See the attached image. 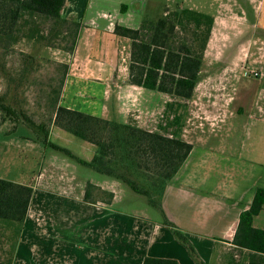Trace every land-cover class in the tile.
I'll return each instance as SVG.
<instances>
[{
    "label": "crops",
    "instance_id": "1",
    "mask_svg": "<svg viewBox=\"0 0 264 264\" xmlns=\"http://www.w3.org/2000/svg\"><path fill=\"white\" fill-rule=\"evenodd\" d=\"M149 1L66 0L62 17L80 23L75 49L70 56L73 63L78 64V72L76 76L69 72L64 75L58 106L82 113L85 108V114L106 119L109 114L106 105L109 104L111 111L114 106L116 118L108 120L137 124L155 131L158 123L152 129L154 121L144 120L145 117L149 118L155 111L160 117L164 116L166 105L172 100L166 99L165 94L129 84L131 41L114 32L116 26L139 30L144 21H150ZM182 9L214 19L207 49L217 32L229 34L225 41L227 49H233L237 43V47L243 46L249 31L259 32L247 42L257 49L253 62L264 74V53L261 52L264 47V0H187V7L177 4L168 13ZM231 57L227 58L232 60ZM232 77L239 80L235 75ZM195 91L197 99L198 90ZM232 91V110L228 116L235 118L244 111L242 105L235 107L238 91L236 88ZM247 91L250 104L246 108L253 106L257 93L264 97L263 90ZM214 92L210 93L212 97L220 95ZM130 113H138L140 119L127 120ZM263 123L264 120L258 122ZM33 135L36 137L35 133ZM198 136L195 141H186L193 149L176 177L163 185L159 209L151 206L146 197L114 179L90 182L114 194L110 203L97 195L86 201L87 184L82 187L75 184L76 179L69 178V172H65L66 176L60 172L70 168L69 165L52 160L51 183L58 187L40 190L27 185L34 193L13 264H143L148 257L194 264L182 245L174 240L173 229L184 234L206 263L212 260L218 245L223 255L236 251L232 241L240 215L249 209L256 192L264 189V141L253 137L249 141L251 146L245 141L239 152L230 154L216 148L197 152L196 145L207 140ZM258 140L261 143L257 153L253 143ZM55 170L56 175L52 173ZM138 198L144 206L157 209L161 217H154L147 210L143 212L145 208H136L133 203ZM260 216L254 219V227L264 230V218ZM242 255L245 259V254ZM244 261L241 264H247L246 259Z\"/></svg>",
    "mask_w": 264,
    "mask_h": 264
},
{
    "label": "trees",
    "instance_id": "2",
    "mask_svg": "<svg viewBox=\"0 0 264 264\" xmlns=\"http://www.w3.org/2000/svg\"><path fill=\"white\" fill-rule=\"evenodd\" d=\"M65 3L66 0H0V49H9L16 43L19 22L29 15L52 20L61 29L68 27L66 34L73 37V43L66 50L73 53L80 23L62 17ZM168 12L157 21H144L139 30L116 26L114 31L118 37L131 41L129 84L173 98L166 105L162 116L165 119L158 123L155 131L67 109L58 106L57 102L54 126L97 148L93 159L86 161L51 142L46 125L28 124L37 142L66 154L81 166L125 184L158 209L160 204L157 199L163 185L176 177L193 149L182 138L184 120L187 103L192 100L200 80L214 26L212 17L195 11L182 9ZM31 31L29 38L36 42L46 41L48 47H52L50 39L61 33L57 29L56 35L47 39L40 37L36 28L33 27ZM39 64L34 56L23 55L20 78L27 77L31 71L33 75ZM67 69L65 66V75ZM16 80H12L13 84L19 86L21 79L18 77ZM59 96L60 93H57L56 100ZM0 113L2 123L28 121L23 112L7 103L5 96H0ZM33 193L30 186L0 178V226L15 227L19 239L26 225ZM94 195L106 196L108 203L114 198L113 193L104 192L88 183L84 199L91 201ZM263 211L264 189H259L249 209L240 215L232 241V245L245 254L247 264H264V230L254 227V219ZM172 232L186 245L196 262L204 264L184 234L177 229ZM0 264H13V259L0 261ZM143 264L178 262L148 257Z\"/></svg>",
    "mask_w": 264,
    "mask_h": 264
},
{
    "label": "rangeland",
    "instance_id": "3",
    "mask_svg": "<svg viewBox=\"0 0 264 264\" xmlns=\"http://www.w3.org/2000/svg\"><path fill=\"white\" fill-rule=\"evenodd\" d=\"M149 2L150 9H152L148 14L150 21L168 12L177 4L187 7V0H150ZM234 22H236V19ZM33 27L40 33V37L47 39L56 35L55 31L57 29L61 33L59 32V36L56 35L55 38L50 39L52 47H48L46 45L48 42H36L28 37L32 35L31 30ZM67 30L68 27L61 29L52 20L27 15L19 22L16 31V43L9 49H0V96H5L7 103L12 104L28 118V121L23 119L17 124L10 121L2 123L0 119V178L2 179L39 187L40 190H44L45 187H58L55 184L52 185V178H50V162L52 160L57 162L58 160L70 167L60 172L64 175L66 171L69 172L71 174L69 178L73 176L76 179L74 183L80 184V187L90 182L112 180L91 168L81 166L77 161L62 152H56L42 143L34 142L36 137L28 127L31 122L36 125H46L48 130L52 131L50 140L54 144L70 150L83 160L90 161L97 154V148L93 145L57 127H53L55 108L60 98L56 100L57 93H60L61 82L65 75L64 67L67 66L69 74L74 76L78 72V64L73 63L70 59L72 53L66 50L73 43V37L66 34ZM254 34L258 35L259 32L249 31L245 36L246 43L243 46L237 47V43L233 49H227L225 41L229 34L222 32L221 36L217 32L211 47L206 50L203 69L196 88L198 90L197 99L193 96L192 100L187 103L183 126V130H186V132H182V138L185 141H195L196 137H199L198 135L203 136V139H207L196 145L197 152L205 151L208 148H216V150L230 154L239 152L242 143L245 141H247L248 146H251L249 141L253 137L262 138V141H264V123L258 124L260 120H264V97L262 95L258 96L257 93L253 106L245 107L250 104L247 90L264 91V79H255L252 76V70L259 69L258 64L253 62L257 49L253 47V44L248 43L247 39ZM261 52L264 53V47ZM23 55L34 56L40 64L33 75L31 71L27 77L20 78L23 70ZM228 56H233L231 57L233 61L230 58L228 59ZM234 75L239 77V80L234 79L232 77ZM18 77L19 80L21 79L19 86L13 84L12 81H17L16 78ZM80 77L86 80L89 79L83 75ZM234 88L238 91L235 96L238 99L235 101V107L242 105L244 113L236 114V117L232 118L228 115L232 110L231 101ZM211 91H215V95H220L212 97L210 95ZM165 98L173 100L169 96H165ZM106 106L109 109L106 119L116 118L113 114L114 106L112 111L109 104ZM82 111L87 113L85 108ZM132 114L127 115V120L134 122L136 121L135 117L138 120L140 119L141 115H138V113H134L133 116ZM143 117L142 115L141 119ZM164 119L155 111L153 115L149 118L145 117L144 120L154 121V128L152 129H155V125ZM221 120L223 121L221 122ZM183 134H185V137H183ZM260 143L259 140L253 143L257 153L260 150ZM52 173L54 175L58 174L56 170ZM128 189L130 188L128 187ZM97 196L102 200L107 199L106 196ZM160 196L157 199L159 204ZM139 199L133 203L136 208H145L143 212L147 210L154 217H161L157 209L147 204L144 206ZM263 218L264 211L260 216V219ZM174 238L186 250L193 263L198 264L191 256L186 245L175 236ZM18 240V231L15 227L0 226V261L14 259ZM214 252L215 255L212 260H208L207 263L203 260L204 264H241V261L245 260L237 250L230 252L229 255L231 256L221 254V246L219 245L215 247Z\"/></svg>",
    "mask_w": 264,
    "mask_h": 264
},
{
    "label": "built area",
    "instance_id": "4",
    "mask_svg": "<svg viewBox=\"0 0 264 264\" xmlns=\"http://www.w3.org/2000/svg\"><path fill=\"white\" fill-rule=\"evenodd\" d=\"M252 76L255 78V79H264V74L262 72H260L258 69H253L252 70Z\"/></svg>",
    "mask_w": 264,
    "mask_h": 264
}]
</instances>
